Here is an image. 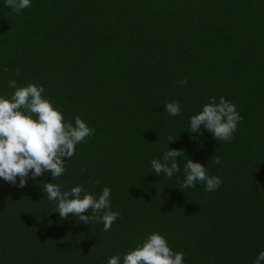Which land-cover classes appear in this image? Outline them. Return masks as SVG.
I'll return each mask as SVG.
<instances>
[{
	"label": "trees",
	"instance_id": "obj_1",
	"mask_svg": "<svg viewBox=\"0 0 264 264\" xmlns=\"http://www.w3.org/2000/svg\"><path fill=\"white\" fill-rule=\"evenodd\" d=\"M0 264H264V0H0Z\"/></svg>",
	"mask_w": 264,
	"mask_h": 264
}]
</instances>
